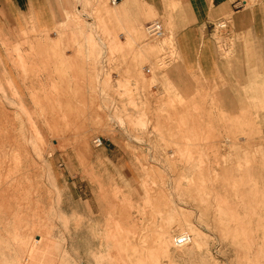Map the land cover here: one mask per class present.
<instances>
[{
	"label": "rangeland",
	"instance_id": "obj_1",
	"mask_svg": "<svg viewBox=\"0 0 264 264\" xmlns=\"http://www.w3.org/2000/svg\"><path fill=\"white\" fill-rule=\"evenodd\" d=\"M73 2L53 31L0 37V264H61L52 240L73 264H264V76L227 106L201 80L172 79L167 24L121 42L108 0Z\"/></svg>",
	"mask_w": 264,
	"mask_h": 264
},
{
	"label": "crops",
	"instance_id": "obj_2",
	"mask_svg": "<svg viewBox=\"0 0 264 264\" xmlns=\"http://www.w3.org/2000/svg\"><path fill=\"white\" fill-rule=\"evenodd\" d=\"M75 5L73 0H0V37H11L31 26L53 31L62 12ZM113 8L123 30L121 42L146 26L147 12L167 24L177 57V66L169 72L172 79L201 80L207 87L223 91L227 106L235 101L239 82L252 74L264 76V0H120ZM225 16L230 18L235 38L228 58L219 54L213 40V25ZM259 86L264 90V84ZM259 106L264 109V102Z\"/></svg>",
	"mask_w": 264,
	"mask_h": 264
},
{
	"label": "bare ground",
	"instance_id": "obj_3",
	"mask_svg": "<svg viewBox=\"0 0 264 264\" xmlns=\"http://www.w3.org/2000/svg\"><path fill=\"white\" fill-rule=\"evenodd\" d=\"M149 55V54H148ZM16 160H18V159H16ZM18 163H20L19 161H16V164H15V166H14V168H15V172H18L19 171V169H21V167L19 166V164ZM11 171H13L12 170V168L11 167H9V170H8V173L10 174L11 173ZM23 175V174H22ZM12 177H14L13 178V181H18L17 179V177H15V175L14 176H12ZM20 177H22V176H20ZM20 179V178H19ZM10 189V186H9V184L8 183H4L3 185H0V198H3L4 197V199H3V201L5 200V197H8L7 195H8V193H9V190ZM16 195V194H15ZM15 197V196H14ZM17 197H19L18 196V194H17ZM16 197V198H17ZM21 198V197H20ZM19 198V199H20ZM7 199V198H6ZM183 233V232H182ZM198 234V233H197ZM188 235V234H187ZM14 238L16 239V240H18L20 243H21V238H19V236L18 235H16L15 234V236H14ZM13 238V239H14ZM188 240V237L186 236V235H180V237H179V239H178V241L177 242H175L176 244L178 243V244H182V243H184V242H186ZM191 239H189L188 241H190ZM195 240H196V238H195ZM18 241H17V243H18ZM42 243V241L40 240V238L38 237V239H35V238H33V241H31L30 243H29V245H28V249H27V254H26V261H31V260H33L34 259V256L38 253V252H40V247H39V245ZM64 244H63V242L62 243H59V242H57V241H55V240H52V241H50L49 242V246H48V250H49V254L50 255H52V254H54V255H52V256H54V257H57L58 255H62V262H61V264H73V262L69 259L71 256L69 255V253H67L66 251H65V249H64V246H63ZM185 246V245H184ZM47 250V251H48ZM45 252V251H44ZM93 255H95V257H94V260H95V262H96V264H101V262H99V259H100V253L99 254H95V253H92Z\"/></svg>",
	"mask_w": 264,
	"mask_h": 264
},
{
	"label": "built area",
	"instance_id": "obj_4",
	"mask_svg": "<svg viewBox=\"0 0 264 264\" xmlns=\"http://www.w3.org/2000/svg\"><path fill=\"white\" fill-rule=\"evenodd\" d=\"M120 2V0H108V3L110 6H116L118 3ZM214 29H226L228 27V22L225 20H221V21H217L214 25H213ZM146 31L147 33L156 38V39H160L165 35V28L163 26V23L160 22L159 20H154L150 23H148L146 25ZM146 73H150L149 69H145ZM94 145L96 147H100L103 144L102 138H96L93 141Z\"/></svg>",
	"mask_w": 264,
	"mask_h": 264
}]
</instances>
